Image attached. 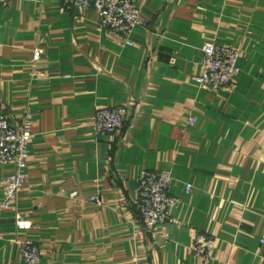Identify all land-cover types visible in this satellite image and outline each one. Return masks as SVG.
<instances>
[{"label":"crops","instance_id":"obj_1","mask_svg":"<svg viewBox=\"0 0 264 264\" xmlns=\"http://www.w3.org/2000/svg\"><path fill=\"white\" fill-rule=\"evenodd\" d=\"M134 1L131 47L62 0L0 7V115L34 121L26 188L0 220V264H24V240L40 264H200L199 235L216 241L208 264H264V0ZM207 44L239 52L229 88L196 83ZM98 106L128 110L120 134L96 135ZM143 171L171 173L178 200L155 237L134 204ZM13 173L0 165V201Z\"/></svg>","mask_w":264,"mask_h":264},{"label":"built area","instance_id":"obj_2","mask_svg":"<svg viewBox=\"0 0 264 264\" xmlns=\"http://www.w3.org/2000/svg\"><path fill=\"white\" fill-rule=\"evenodd\" d=\"M13 0H0V7L6 8ZM67 8L92 10L96 13L100 25L123 39L122 47L133 46L132 36L135 29L142 25L141 10L134 0H62ZM202 74L196 78L198 86L208 91H219L234 84L241 70L239 52L230 47L207 44L202 49ZM44 51L36 48L32 61H40ZM128 110L125 107L96 108L93 129L98 137L120 134L125 128ZM195 120L189 119L194 125ZM33 115H25L20 125H15L4 114L0 115V165H11L14 173L4 182V197L0 201V220L6 211L12 209L20 193L26 188L29 163V147L33 139ZM172 174L169 172L143 171L138 180V199L135 208L147 232L155 237L159 227L170 220L171 209L178 200L170 195ZM191 192L188 186L186 193ZM78 196L72 193V199ZM92 203L100 206L101 198L96 196ZM27 215H16V224L24 225ZM212 236L199 235L194 240L193 251L200 259V264H208L215 247ZM264 244V240L262 241ZM24 264H40L42 253L33 240L18 242Z\"/></svg>","mask_w":264,"mask_h":264}]
</instances>
